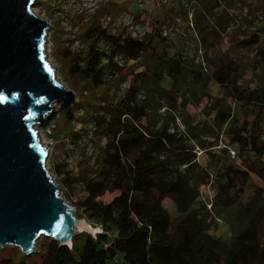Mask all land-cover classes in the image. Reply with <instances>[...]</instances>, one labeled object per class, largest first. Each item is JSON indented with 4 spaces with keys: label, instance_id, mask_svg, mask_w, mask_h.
<instances>
[{
    "label": "trees",
    "instance_id": "1",
    "mask_svg": "<svg viewBox=\"0 0 264 264\" xmlns=\"http://www.w3.org/2000/svg\"><path fill=\"white\" fill-rule=\"evenodd\" d=\"M199 1L207 11L223 0ZM188 23L205 53L172 51L159 25L140 38L112 34L95 22L86 29L90 45L74 56V76L94 88L126 85L113 99L79 105L90 129L67 132L66 158L54 170L66 199L82 186L86 194L71 202L77 217L98 232L78 233L71 246L45 237L46 245H37L41 264H264V75L254 86L243 85L246 64L221 50L217 32L223 27L198 15ZM236 46L256 49L255 66L264 70L260 35L241 37ZM127 74L128 82L121 79ZM204 98L209 100L200 108ZM188 104L203 114L186 115ZM160 108L170 117H158ZM64 116L68 122L78 118L72 109ZM80 142L97 155L83 150L73 166L71 151ZM205 189L209 200L202 197ZM107 193L112 196L101 200ZM166 198L174 214L164 206ZM234 205L238 227L226 241L212 230ZM6 264L30 261L24 256Z\"/></svg>",
    "mask_w": 264,
    "mask_h": 264
},
{
    "label": "rangeland",
    "instance_id": "2",
    "mask_svg": "<svg viewBox=\"0 0 264 264\" xmlns=\"http://www.w3.org/2000/svg\"><path fill=\"white\" fill-rule=\"evenodd\" d=\"M174 2L176 3L172 8L170 5ZM214 4L205 11L207 8L202 6L199 0H36V4L33 7L34 12L48 19L52 24L47 35L45 50L47 61L55 68L56 78L77 95V101L71 108L76 113V117H78L76 121L68 122L64 116L65 113L59 112L46 130H39L41 143L44 145L50 143L46 166L54 181L60 185V193L63 197L66 191L59 182L54 170V165L66 158L65 150L67 147L62 140L67 136V132L72 133L73 131L85 130V128L90 129L89 126L85 127L86 125L83 123L87 121L83 117L86 109L85 107L80 108L79 105L82 102L97 104L102 99H113L119 95L126 85L124 82L118 86L106 83L101 88H94L80 74L74 76L70 70L71 65L74 63V56L81 53L84 55L90 45V40L84 35L89 25L95 22L112 34L126 33L128 29H135L137 35L141 37L149 33L154 26L159 25L155 23L156 19H161L163 22L159 26L163 29V34L169 38L168 41L173 45L171 47L172 51L174 47H177L178 51L183 52L185 50V54L188 57H192L194 54L198 55L199 52L205 53L206 49L200 45L188 22H191L197 15L201 17L203 22H206L209 17H213L214 23L223 27L217 32L221 50L230 49L231 55L246 64L242 84H250L251 86L258 84L264 75V70L263 66H255L257 50L240 48L236 46V43L241 37L249 36L253 32L256 35H260L261 43H264V0H223L221 6H213ZM214 7L218 8L213 9ZM186 12L188 14V22L184 21ZM98 45L105 47V43L102 40H99ZM67 48H70L71 55L66 57L65 49ZM213 52L212 50L209 51V53ZM119 61L124 62L123 59H119ZM130 76L131 74H127L126 77L121 79L128 82ZM119 81H116V83ZM164 84L170 85V79L166 78ZM215 90L216 87L213 88V91ZM208 100L204 98L200 108L206 105ZM55 105L59 109V106ZM88 108L89 111L94 109L91 106ZM200 108L188 104L182 111L186 115H194L195 113V117L198 119L203 114ZM168 113L169 110H164V108L157 110L158 117H170ZM176 121L183 129L184 122L181 118L178 117ZM83 150L87 156L92 155L95 157L97 155V152H94L90 144L85 147L84 143L80 142L71 151L73 155L70 158L71 165L74 166L77 159L82 157L81 153ZM74 192L72 200L64 198L73 206L76 214L77 208L72 202L78 197L84 196L86 192L79 184L76 185ZM111 196V193H107L102 196L101 200L107 201ZM202 197L209 200L210 192L205 189ZM163 204L170 212L175 213L174 204L170 199L166 198ZM237 209L238 206L234 205L224 216L218 218L217 225L215 224L212 230L214 234L223 237L226 241L231 239L234 230L238 227V222L235 218ZM92 228L97 231L93 226ZM45 237L41 236L37 245L43 242L46 245ZM24 256L27 257V261H30V264H41L40 254L35 253L27 256L18 247H0V264H6L8 261H13V259L17 261ZM119 260L121 264H128L122 259Z\"/></svg>",
    "mask_w": 264,
    "mask_h": 264
},
{
    "label": "water",
    "instance_id": "3",
    "mask_svg": "<svg viewBox=\"0 0 264 264\" xmlns=\"http://www.w3.org/2000/svg\"><path fill=\"white\" fill-rule=\"evenodd\" d=\"M35 4L0 0V247L27 256L38 252L41 236L71 246L78 233L98 232L77 217L46 166L50 143H41L39 130L69 111L77 95L47 61L52 24Z\"/></svg>",
    "mask_w": 264,
    "mask_h": 264
},
{
    "label": "built area",
    "instance_id": "4",
    "mask_svg": "<svg viewBox=\"0 0 264 264\" xmlns=\"http://www.w3.org/2000/svg\"><path fill=\"white\" fill-rule=\"evenodd\" d=\"M126 33L129 34V35H131L132 37H135V38H138V37H139V38H140V36L137 35V32H136L135 29H134V30H129V29H128V32H126ZM126 33H125V34H126ZM141 37H142V36H141ZM232 153L234 154V151H232ZM97 231H98V229H97Z\"/></svg>",
    "mask_w": 264,
    "mask_h": 264
}]
</instances>
